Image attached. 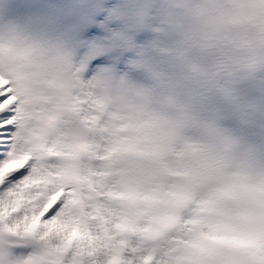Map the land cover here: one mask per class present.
Returning a JSON list of instances; mask_svg holds the SVG:
<instances>
[{
  "label": "clouds",
  "instance_id": "1",
  "mask_svg": "<svg viewBox=\"0 0 264 264\" xmlns=\"http://www.w3.org/2000/svg\"><path fill=\"white\" fill-rule=\"evenodd\" d=\"M150 59L85 80L73 36L0 25V78L21 104V143L90 178L151 264H264V0H137ZM132 47V34L111 38ZM255 90L258 94L251 96ZM241 123H231L236 113ZM79 188V184L71 185ZM28 249L21 259L14 250ZM0 264H65L0 228Z\"/></svg>",
  "mask_w": 264,
  "mask_h": 264
},
{
  "label": "snow or ice",
  "instance_id": "2",
  "mask_svg": "<svg viewBox=\"0 0 264 264\" xmlns=\"http://www.w3.org/2000/svg\"><path fill=\"white\" fill-rule=\"evenodd\" d=\"M21 110L16 90L0 78V228L41 241L65 264H151L150 256L129 255L139 249L122 238L126 226L106 203L110 193L67 176L53 148L43 162L22 145Z\"/></svg>",
  "mask_w": 264,
  "mask_h": 264
},
{
  "label": "bare ground",
  "instance_id": "3",
  "mask_svg": "<svg viewBox=\"0 0 264 264\" xmlns=\"http://www.w3.org/2000/svg\"><path fill=\"white\" fill-rule=\"evenodd\" d=\"M0 0V25L5 23L18 25L30 31L46 32L51 34L67 33L77 41L75 59L82 66V76L85 80L93 77L104 68H113L117 74H123L130 70L132 62L140 59L149 60V44L155 38L152 31L154 25L150 24L147 32L137 37L136 46L131 53L124 58L127 46L115 45L111 38L121 32H128L121 20H116V31L111 36L93 33L94 17L96 11L84 6L85 2L98 5L101 0H37V5L29 0ZM123 7L132 6L137 0H120ZM76 2V4H74ZM86 20L87 26H80V22ZM108 30V27H107ZM135 34V33H134ZM258 93L253 90L250 95ZM243 113H236L231 123H241ZM22 259V258H21Z\"/></svg>",
  "mask_w": 264,
  "mask_h": 264
},
{
  "label": "rangeland",
  "instance_id": "4",
  "mask_svg": "<svg viewBox=\"0 0 264 264\" xmlns=\"http://www.w3.org/2000/svg\"><path fill=\"white\" fill-rule=\"evenodd\" d=\"M32 4L37 5V0H29ZM131 1V0H130ZM20 0L19 3H22ZM76 4V2H74ZM84 6L93 8L96 11L94 17V28H92L93 33L98 35H103L106 32L108 35L115 34L116 31V20L113 16L114 11L122 9L123 5L120 0H101L98 5H92L88 2L84 3ZM108 27V30H107ZM149 28V26H148ZM15 254L23 258L27 254L28 249L17 248L14 250Z\"/></svg>",
  "mask_w": 264,
  "mask_h": 264
}]
</instances>
